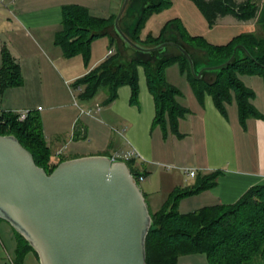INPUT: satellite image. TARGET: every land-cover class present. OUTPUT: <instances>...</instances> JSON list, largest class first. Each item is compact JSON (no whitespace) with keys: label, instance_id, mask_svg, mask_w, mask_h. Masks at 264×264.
Masks as SVG:
<instances>
[{"label":"crops","instance_id":"0c3cea01","mask_svg":"<svg viewBox=\"0 0 264 264\" xmlns=\"http://www.w3.org/2000/svg\"><path fill=\"white\" fill-rule=\"evenodd\" d=\"M122 2L0 0V64L2 50L6 46L19 63L23 78L21 84L5 90L0 105L6 110H33L40 119L43 135L52 151V161L101 154L115 156L120 152L135 151L138 165L147 171L140 185L153 212L160 209L173 191L193 185L197 177L214 170H222L218 184L182 197L178 203L181 212L233 203L248 188L264 184L262 99L257 102L254 98L253 103L263 116L249 117L243 124L234 96L226 104V113L217 107L208 93L202 102L199 101L178 63L175 64H178L180 74L187 80L183 83L180 79L182 86L170 80L169 66L165 69L166 80L180 90L177 101L188 109L178 119L177 130L173 129L168 116L165 123H155L156 100L143 64L137 65L138 102H132L129 84L119 86L117 97L110 102L105 88H100L92 98L80 97L83 88L74 86L75 81L116 53L118 42L112 44L107 35L94 39L88 63L83 54L67 57L61 46L55 43L56 33L62 28V7L77 3L89 8L93 15L109 18L118 14ZM136 5L134 0L132 13L122 22V27L130 33L137 21L136 16L141 12L136 10ZM176 32L177 27L174 26L165 35L173 38ZM149 36L156 37L154 32ZM132 57L135 58L133 53L129 55ZM140 57L138 55L137 58ZM204 64L200 62V66L205 67ZM214 73L215 70H207L204 78L212 81ZM188 168L196 169L194 177L187 173ZM18 248L20 264H32V259L35 260L33 264H40L36 252L26 250L21 258Z\"/></svg>","mask_w":264,"mask_h":264},{"label":"trees","instance_id":"16d2710c","mask_svg":"<svg viewBox=\"0 0 264 264\" xmlns=\"http://www.w3.org/2000/svg\"><path fill=\"white\" fill-rule=\"evenodd\" d=\"M193 1L210 26L215 25L219 18L231 14L239 20L256 19L260 29L258 32L241 33L229 43L218 45L208 42L203 36H192L178 23L173 38H167L165 33L168 26H165L159 36H149L142 40L140 33L146 20L153 13L172 4L171 0H146L133 30L135 37L142 43L155 44L168 39L179 42L192 55L197 71L203 67L200 66L201 61L205 62L204 66L217 65L236 54L229 65L215 70L212 81L204 77L197 79L187 57L174 46H168L163 53L142 54L139 59L137 55L129 58L133 51L126 54L128 51L117 49L116 53L75 81L74 86L83 88L80 97L92 98L100 88H105L109 94L107 101L110 102L117 97L119 86L129 84L132 87L131 100L133 103L138 102L137 65L143 64L150 90L156 100L155 123H165L168 116L173 129L177 130L178 119L188 109L177 101L180 90L166 80L165 69L178 63L199 101L202 102L208 93L217 107L226 113V104L234 96L243 124L249 117H262L253 103L255 91L240 79V74H259L264 80V3L259 5L252 0ZM116 16L104 18L93 15L84 5L64 4L62 28L56 33L55 43L61 46L67 57L83 54L88 63L94 39L107 35L110 36L112 44L118 42L113 27ZM155 70L157 78L154 76ZM22 80L20 65L5 46L0 64V98L8 87L19 85ZM0 133L15 134L34 154L37 164L48 173L66 160H51L52 151L43 135L40 119L34 112L24 121L8 115L6 122L0 125ZM123 160L127 161L140 184L139 177L145 176L147 171L138 165L135 157ZM221 173L222 170L218 169L197 177L193 185L173 191L159 210L153 212L150 209L154 223L146 241L148 264H178L181 255L197 253L206 254L210 264H264V184L248 188L237 201L230 204L204 206L187 213L179 210L178 203L182 197L216 186ZM15 232L22 258L26 250L32 248L21 234Z\"/></svg>","mask_w":264,"mask_h":264},{"label":"water","instance_id":"95a60500","mask_svg":"<svg viewBox=\"0 0 264 264\" xmlns=\"http://www.w3.org/2000/svg\"><path fill=\"white\" fill-rule=\"evenodd\" d=\"M133 1L123 0L113 23L120 51L138 56L174 46L187 57L197 79L234 61L236 54L197 71L179 42H140L134 30L122 27ZM0 218L27 240L40 264H148L146 241L153 217L141 185L120 158H70L48 173L15 134L0 133Z\"/></svg>","mask_w":264,"mask_h":264},{"label":"rangeland","instance_id":"374dc122","mask_svg":"<svg viewBox=\"0 0 264 264\" xmlns=\"http://www.w3.org/2000/svg\"><path fill=\"white\" fill-rule=\"evenodd\" d=\"M237 1L241 2L243 0ZM255 1L259 5L264 3L263 1ZM171 2L172 4L170 6L165 7L159 12L153 13L146 20L140 33V35H142L140 37L142 40L148 38L150 32H154L155 35L158 36L162 33L165 26H168L167 29L174 26L178 27V23H180V26L185 27L192 36H203L208 42L218 45L229 43L235 36L241 33L258 32L260 29L256 19L244 21L235 18L231 14L219 18L215 25L210 26L193 0H171ZM135 4H137L136 10H142V0H135ZM95 12L99 14L108 13L106 11ZM131 13L132 6L124 20L128 19ZM136 13L138 12L136 11ZM138 15L136 17H138ZM167 70L170 80L177 82V84H181L182 86V84L185 83L184 81H187L186 78L180 74L178 64L170 65ZM180 79H182L183 83ZM240 79L255 91V99H257V102H260L261 99L264 100V80L261 75L242 73L240 74ZM17 243V235L13 227L8 222H5V220H0V264H20V258H18L16 251V247L18 248L19 246ZM34 262L35 260L32 259V264ZM178 264L210 263L206 254L197 253L181 255Z\"/></svg>","mask_w":264,"mask_h":264},{"label":"built area","instance_id":"2783aa9c","mask_svg":"<svg viewBox=\"0 0 264 264\" xmlns=\"http://www.w3.org/2000/svg\"><path fill=\"white\" fill-rule=\"evenodd\" d=\"M113 52V50L110 51V54ZM39 109H42V107H39ZM33 112L32 109L25 108V109H14V110H6L0 105V125L6 122V117L9 116H16V118L19 121H24L25 119L28 118V116ZM66 148V146H65ZM114 158H120V159H130L132 157H137L135 151H129V152H120L113 156ZM187 173L194 177L197 173L196 169L194 168H188L186 169ZM145 176L141 175L139 177L140 182L144 180Z\"/></svg>","mask_w":264,"mask_h":264},{"label":"flooded vegetation","instance_id":"af4514ba","mask_svg":"<svg viewBox=\"0 0 264 264\" xmlns=\"http://www.w3.org/2000/svg\"><path fill=\"white\" fill-rule=\"evenodd\" d=\"M142 1H143V5H144V3H145L146 0H142Z\"/></svg>","mask_w":264,"mask_h":264}]
</instances>
